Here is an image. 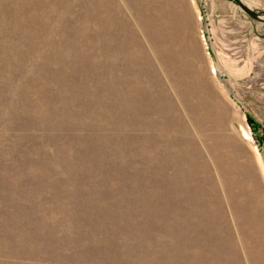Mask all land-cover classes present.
Masks as SVG:
<instances>
[{"label": "rangeland", "instance_id": "rangeland-1", "mask_svg": "<svg viewBox=\"0 0 264 264\" xmlns=\"http://www.w3.org/2000/svg\"><path fill=\"white\" fill-rule=\"evenodd\" d=\"M241 1L264 11V0ZM156 10L168 22L160 64L148 0H0V264L263 255L264 215L233 252L211 238L214 222L192 218L204 165L216 181L264 184V22L233 0Z\"/></svg>", "mask_w": 264, "mask_h": 264}, {"label": "bare ground", "instance_id": "bare-ground-1", "mask_svg": "<svg viewBox=\"0 0 264 264\" xmlns=\"http://www.w3.org/2000/svg\"><path fill=\"white\" fill-rule=\"evenodd\" d=\"M168 1L169 0H150L149 2L148 0V4H150V11L153 13V16H151L149 21V35L147 34V37L156 48V56L159 59V64L167 60V58L165 60H160V52L168 50L167 46L162 44L164 35L162 30L164 27L162 25H168V22H164V19L159 16L156 7L157 2L164 5ZM106 19L109 21L108 17H106ZM156 30H158V34L151 33V31L155 32ZM125 44L126 42L122 43V49ZM138 45L137 46L140 49L139 55L141 57H145L148 63L153 65L152 56L145 51L143 43L139 41ZM186 49L187 53L192 57L193 51L189 50L187 47ZM158 71L159 69L155 70V72ZM151 98L154 107L158 108L159 102L162 104L161 101L163 98H161V93L155 94ZM161 108L164 121H168L171 117L169 125H172L175 117L172 112L176 111L175 104L170 100L165 99ZM157 124L158 123L155 120V125ZM199 179L203 182L205 187L198 194L200 205L194 209L198 217L196 220L192 218L193 224L207 225L210 222H214L216 228L211 230V238L216 242V244H223L226 242V245L228 244L231 252L236 251V246L239 244L237 239L241 237L243 239L245 234H247L246 238L251 237L252 230L250 227L253 221L257 220L259 215H264V184L262 183V189L258 182L250 180L248 185L251 188V191H249L243 186L239 187V185L234 181L228 183H225L222 179L220 181H216L214 177L210 175L209 168L206 165L202 167V175ZM222 195H226L227 197L229 210L232 212V216L235 219L234 223L230 222L225 216L224 199ZM206 212L207 215H204ZM225 231L226 233L224 234ZM220 236L227 237L223 243L221 242ZM248 260H250L252 264H264V253L262 255V248H260L259 251L250 250Z\"/></svg>", "mask_w": 264, "mask_h": 264}, {"label": "water", "instance_id": "water-1", "mask_svg": "<svg viewBox=\"0 0 264 264\" xmlns=\"http://www.w3.org/2000/svg\"><path fill=\"white\" fill-rule=\"evenodd\" d=\"M246 14H248L253 19L264 22V11H257L251 9L249 6L244 4L241 0H233Z\"/></svg>", "mask_w": 264, "mask_h": 264}, {"label": "trees", "instance_id": "trees-1", "mask_svg": "<svg viewBox=\"0 0 264 264\" xmlns=\"http://www.w3.org/2000/svg\"><path fill=\"white\" fill-rule=\"evenodd\" d=\"M248 120H249L250 123H252V125H253V124H256V123L254 122V120L251 118L250 115H248ZM254 128H255V127H254Z\"/></svg>", "mask_w": 264, "mask_h": 264}]
</instances>
